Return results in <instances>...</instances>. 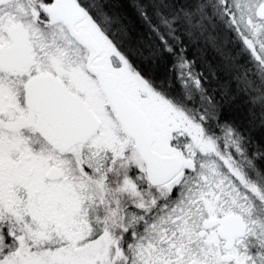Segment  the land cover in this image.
<instances>
[{"label": "snow or ice", "instance_id": "1", "mask_svg": "<svg viewBox=\"0 0 264 264\" xmlns=\"http://www.w3.org/2000/svg\"><path fill=\"white\" fill-rule=\"evenodd\" d=\"M0 264H264V0H0Z\"/></svg>", "mask_w": 264, "mask_h": 264}]
</instances>
